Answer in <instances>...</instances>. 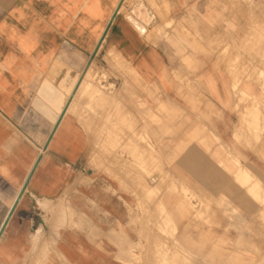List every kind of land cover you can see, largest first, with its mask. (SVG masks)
I'll return each mask as SVG.
<instances>
[{"label": "crops", "instance_id": "crops-1", "mask_svg": "<svg viewBox=\"0 0 264 264\" xmlns=\"http://www.w3.org/2000/svg\"><path fill=\"white\" fill-rule=\"evenodd\" d=\"M110 52L138 124L159 95L217 136L238 94H262L264 0H0V264H138L134 187L91 164L85 104L69 102Z\"/></svg>", "mask_w": 264, "mask_h": 264}, {"label": "rangeland", "instance_id": "rangeland-1", "mask_svg": "<svg viewBox=\"0 0 264 264\" xmlns=\"http://www.w3.org/2000/svg\"><path fill=\"white\" fill-rule=\"evenodd\" d=\"M100 54L71 94L85 104L78 112L93 139L91 164L134 187L135 262L264 264V72L256 77L259 98L238 94L234 126H217L215 136L212 126L201 125L206 115L159 95L151 108L140 99L138 124L109 84L126 67L111 52L107 62ZM231 129L232 141L225 140L222 132Z\"/></svg>", "mask_w": 264, "mask_h": 264}, {"label": "bare ground", "instance_id": "bare-ground-1", "mask_svg": "<svg viewBox=\"0 0 264 264\" xmlns=\"http://www.w3.org/2000/svg\"><path fill=\"white\" fill-rule=\"evenodd\" d=\"M140 30V29H139ZM141 31V30H140ZM84 77H86V76H84ZM83 77V78H84ZM84 80V79H83ZM83 82V83H82ZM80 83H82V84H84V81H82V79L80 80V82H79V84ZM73 100V96L70 98V100H69V102H71ZM250 187V186H249ZM248 187V188H249ZM254 188V187H253ZM253 188H251V190L253 189ZM246 189V188H245ZM247 190V189H246ZM254 190V189H253ZM252 192V191H251ZM249 194H252V193H249ZM255 194V193H254ZM256 195V194H255ZM252 196V195H251ZM256 197H257V195H256ZM263 197V196H262ZM261 198V197H260ZM259 199V198H258ZM17 200V199H16ZM260 201H261V199H260ZM14 204H15V202H14ZM264 203H262V205H263ZM264 207V206H263ZM4 223V222H3ZM254 225V224H253ZM4 228V227H3ZM1 239V238H0ZM229 263V262H228ZM231 264V263H230Z\"/></svg>", "mask_w": 264, "mask_h": 264}, {"label": "water", "instance_id": "water-1", "mask_svg": "<svg viewBox=\"0 0 264 264\" xmlns=\"http://www.w3.org/2000/svg\"><path fill=\"white\" fill-rule=\"evenodd\" d=\"M98 48V47H97Z\"/></svg>", "mask_w": 264, "mask_h": 264}]
</instances>
